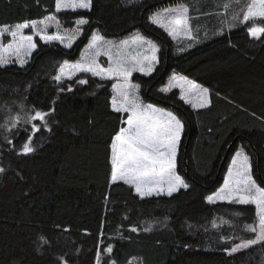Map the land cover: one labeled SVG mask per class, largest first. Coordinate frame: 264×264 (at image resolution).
<instances>
[{
    "label": "trees",
    "instance_id": "1",
    "mask_svg": "<svg viewBox=\"0 0 264 264\" xmlns=\"http://www.w3.org/2000/svg\"><path fill=\"white\" fill-rule=\"evenodd\" d=\"M221 1L227 0H92L91 11L59 14L69 27L81 15L90 21L71 48L37 39L25 66L0 67V264H98V250L99 264H264V242L229 255L234 228L211 226L223 217L236 220L232 212L253 223L255 207L206 201L240 148L264 186V35L250 37V23L228 14L225 26ZM178 3L190 7L195 39L174 41L149 20ZM54 4L0 0V25L39 19L53 13ZM93 31L111 39L139 32L158 45L151 75L131 79L144 102L184 123L177 173L188 189L140 198L122 182L110 184L109 145L121 126L111 107L112 82L87 73L53 79L63 61L79 60ZM173 75L208 88L209 106L194 109L177 88L161 92ZM81 78L88 83L78 84ZM33 109L51 113L52 131L29 121ZM34 124L40 131L32 135ZM29 135L34 151L18 155ZM109 245L111 254L103 252Z\"/></svg>",
    "mask_w": 264,
    "mask_h": 264
},
{
    "label": "snow or ice",
    "instance_id": "2",
    "mask_svg": "<svg viewBox=\"0 0 264 264\" xmlns=\"http://www.w3.org/2000/svg\"><path fill=\"white\" fill-rule=\"evenodd\" d=\"M239 2L240 0H235V3ZM92 6V0H55L53 13L14 26L0 25V67H6L13 62L23 67L27 63V58L37 49L38 42L34 37H38L39 42L45 44L58 42L65 48H71L83 34L84 26L90 21L81 15L73 20L71 27H66L57 14L91 11ZM230 7L231 0L224 4L225 10ZM245 9L234 12L232 19H239V22L245 25L252 21V26L247 28V32L250 37L259 39L264 35V26L257 25L256 21L264 20V0H249ZM149 20L153 25L166 31L174 40L181 36L189 40L194 39L191 34L192 17L187 4L178 3L164 7L153 13ZM228 26L231 28L233 25ZM50 28L55 30L50 33ZM25 30H30V33H26ZM4 37H8L7 42L4 41ZM159 51L158 45L143 35H135L131 40H123L117 44L106 41L101 34L93 31L81 52L80 59L76 62L63 61L53 77L57 83H61L63 79L71 80L79 73H88L101 80L115 81L112 84L111 107L113 112L121 114L119 117L121 126L112 136L109 145L110 184L122 182L134 189L141 198L165 192L171 196L181 188H189L185 179L177 173L178 145L185 127L184 123L172 111L143 102L138 94L140 84L131 81L133 72L151 75L155 64L158 63ZM101 56L107 58L106 67L99 61ZM76 82L81 85L88 83L83 78ZM176 87L180 89V99L186 104H191L194 109L209 106L210 90L186 77L171 78L169 84L160 88V91L168 93ZM68 91H72L71 86ZM33 111L34 115L28 117L29 121L38 120L45 130L52 131L48 127L47 119L51 113L35 109ZM16 122L18 118L13 120V127ZM38 131L40 127L34 124L32 135ZM32 135L23 143L17 152L18 155L26 156L34 151ZM4 171L5 169L0 167V173ZM206 199L209 203L222 200L255 206L257 223L245 225L247 231L256 234L255 238L234 245L228 250L229 255L264 242V186L254 178L250 158L243 148L238 149L233 155L222 187ZM151 227L149 225L145 231H151ZM130 230L136 232L137 228L132 227ZM41 240L48 243L43 237ZM103 252L111 254L112 246H107ZM100 255L101 251L98 250V264Z\"/></svg>",
    "mask_w": 264,
    "mask_h": 264
},
{
    "label": "rangeland",
    "instance_id": "3",
    "mask_svg": "<svg viewBox=\"0 0 264 264\" xmlns=\"http://www.w3.org/2000/svg\"><path fill=\"white\" fill-rule=\"evenodd\" d=\"M226 2H229V0H227V1H225V2H219V4H218V6L220 7V9H221V16H222V21L223 22H225V26H226V22H228L229 21V18H228V16L226 15V14H228L229 15V17H231L232 18V16L233 15H231L230 13H231V11H233V13L234 12H237V11H240L241 9H245V5L249 2V0H240V2L237 4V3H235V0H231V7L229 8V9H227V10H225V8H224V4L226 3ZM246 10V9H245ZM158 12V11H157ZM229 12V13H228ZM60 14V13H59ZM59 14H57V15H59ZM241 19H242V16L240 17ZM238 20V19H237ZM221 21V20H220ZM262 21H264V20H257L256 21V24L257 25H262ZM248 23H250V27L252 26V21H249ZM11 26H14V25H11ZM64 26H66V27H69V26H67V25H64ZM55 29L54 28H50L49 29V32L51 33V32H53ZM26 31V33H30V30H25ZM166 32V31H165ZM167 33V32H166ZM192 34V33H191ZM135 35H141L139 32H136V33H134L133 35H131L130 37H128V38H124V39H111V38H106V37H104L105 38V40L106 41H109V42H113V43H119L120 41H123V40H131V38L132 37H134ZM172 38V37H171ZM4 39V41L5 42H7V40H8V37H4L3 38ZM34 39L35 40H39V38L38 37H34ZM173 39V38H172ZM195 39V38H194ZM174 40V39H173ZM187 40H189V39H186V38H184L183 36H181V37H178L177 39H175L174 41H179V42H182V41H187ZM52 44H59V45H61L60 43H58V42H53ZM63 46V45H62ZM80 56H81V54H80ZM29 58L30 57H28L27 58V62L29 61ZM80 59V58H79ZM99 61H100V63L103 65V66H107V58L106 57H104V56H101L100 58H99ZM14 64H16V65H18V63H15V62H13ZM11 64V63H10ZM27 63H25L24 64V66L26 65ZM156 65V64H155ZM19 66V65H18ZM135 73H138V74H140V75H143V74H141L140 72H133V74H135ZM80 74V73H79ZM88 74V73H87ZM132 74V75H133ZM78 75V74H77ZM173 77H176V78H179V77H183V76H180V75H173V76H171L169 79H168V81H167V83H166V85H168L169 84V82H170V80H171V78H173ZM189 80V79H188ZM111 82H112V84L113 83H115V81L114 80H110ZM131 81H132V79H131ZM132 83H134L133 81H132ZM197 84V83H196ZM166 85H164V86H166ZM199 85V84H198ZM163 86V87H164ZM177 89H179L178 87H176ZM179 91H180V89H179ZM181 93V92H180ZM112 94H113V91H112ZM139 94V96H140V93H138ZM140 98H141V96H140ZM141 100H142V98H141ZM143 101V100H142ZM144 102V101H143ZM146 103V102H145ZM155 105V104H154ZM189 105H191V104H189ZM155 106H157V107H160V106H158V105H155ZM160 108H162V107H160ZM164 109V108H163ZM166 110V109H165ZM169 111V110H168ZM182 135V134H181ZM230 165V164H229ZM227 174V173H226ZM225 178V177H224ZM224 182V181H223ZM223 185V184H222ZM222 187V186H221ZM182 189V188H181ZM180 190V189H179ZM177 192V191H176ZM176 192H174V193H176ZM217 192V191H216ZM173 193V194H174ZM215 193V192H214ZM213 193V194H214ZM213 194H211V195H213ZM161 195H164V196H169V195H167V193L165 192V193H163V194H161ZM151 196H157V195H155V194H153V195H151ZM140 197V196H139ZM147 197H150V196H146V197H144V198H147ZM141 198V197H140ZM206 201H207V199H206ZM208 202V201H207ZM220 203V202H225V203H229V202H227V201H222V200H216L214 203ZM209 203V202H208ZM210 204V203H209ZM233 204H237V203H233ZM254 206V205H253ZM255 207V206H254ZM231 215H232V217H235V218H237V219H239V218H241L242 216H243V214L242 213H239V214H235V212H232L231 213ZM222 216V215H221ZM223 217V216H222ZM223 219L225 220H220V219H215L213 222H212V224H211V226L212 227H217L218 225H221L222 223L223 224H228V225H230V227H232V228H234V230H235V233H237V235H236V237H234V245H236V244H239V243H241L242 241H244V240H248V239H254L255 238V233H253V232H250V231H247L246 229H245V225L246 224H252V225H255L256 223H257V217H256V219H255V221L253 222V223H245V222H241V221H239V220H235V219H230V220H226L225 219V217H223ZM233 245V246H234ZM255 246V245H254ZM251 247H253V246H251ZM250 248V247H249ZM243 250H246V249H242V250H240V251H243Z\"/></svg>",
    "mask_w": 264,
    "mask_h": 264
}]
</instances>
